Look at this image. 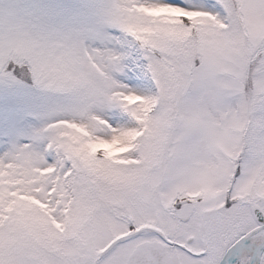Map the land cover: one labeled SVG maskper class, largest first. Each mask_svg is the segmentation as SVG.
<instances>
[{"label":"snow or ice","instance_id":"6c2138e0","mask_svg":"<svg viewBox=\"0 0 264 264\" xmlns=\"http://www.w3.org/2000/svg\"><path fill=\"white\" fill-rule=\"evenodd\" d=\"M0 264H264V0H0Z\"/></svg>","mask_w":264,"mask_h":264}]
</instances>
